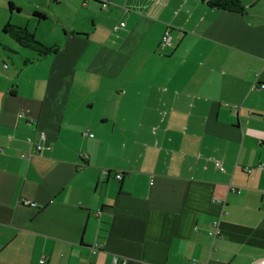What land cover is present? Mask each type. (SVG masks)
Wrapping results in <instances>:
<instances>
[{
    "label": "crops",
    "instance_id": "1",
    "mask_svg": "<svg viewBox=\"0 0 264 264\" xmlns=\"http://www.w3.org/2000/svg\"><path fill=\"white\" fill-rule=\"evenodd\" d=\"M20 1L0 0V264H264V0ZM53 1L79 20L24 64L4 28L53 45Z\"/></svg>",
    "mask_w": 264,
    "mask_h": 264
},
{
    "label": "trees",
    "instance_id": "2",
    "mask_svg": "<svg viewBox=\"0 0 264 264\" xmlns=\"http://www.w3.org/2000/svg\"><path fill=\"white\" fill-rule=\"evenodd\" d=\"M208 4L214 8L233 12L244 13L245 11V6L241 0H210L208 1ZM10 8L13 10L17 7L13 2H10ZM31 13L36 18H38V16H43V18L45 17L44 14L38 11H32ZM4 32L10 35L21 46L36 53L34 58L25 59L23 62L24 64H32L34 61H38L41 58L56 54L60 48V45L58 44L49 45L42 41L37 33L30 29L27 25H15L9 22L5 26ZM8 50L14 52L12 49Z\"/></svg>",
    "mask_w": 264,
    "mask_h": 264
},
{
    "label": "rangeland",
    "instance_id": "3",
    "mask_svg": "<svg viewBox=\"0 0 264 264\" xmlns=\"http://www.w3.org/2000/svg\"><path fill=\"white\" fill-rule=\"evenodd\" d=\"M13 0H6V6L7 8L9 9L10 12H12L11 8H10V2H12ZM42 1H45L47 3H50L51 0H42ZM21 5L24 6V9H27L25 11H28V8L31 6V4H29V0H21ZM43 2V3H45ZM65 3V2H64ZM64 3H60V4H56V2L53 1L52 5H54V9L52 8H46L44 7L43 4H41V8L42 9H47V12L51 14L50 18L48 20H46L45 22L41 23L40 25L43 27V28H47L48 27V30H52V40H54L52 42V44L57 41V39H62L65 37V29L63 28V25L65 24L66 25V28L68 29H71L72 26L79 20L78 19V13L76 14L72 8H67L66 5ZM32 7V6H31ZM76 9H77V12L80 13V8L78 6H75ZM14 11V9H13ZM16 11V10H15ZM100 14H103L104 12H99ZM60 14L61 15V21H59L57 15ZM81 16V14H80ZM30 19H34L35 22L37 21L33 15H30ZM114 18V17H112ZM109 21V20H108ZM114 21V20H113ZM58 27L56 30L58 31L59 34L55 33L54 32V29ZM50 31H48V34H50ZM37 35L41 38L43 36L42 32L41 31H38ZM51 35V34H50ZM10 36V35H8ZM11 37V36H10ZM51 45V44H50ZM0 49L3 50V52H5V63H6V67L7 65H11L12 63V57L10 56H14L12 55V52H9L8 49H12V48H3L0 46ZM13 50V49H12ZM34 52V51H33ZM17 59H19V56H16ZM89 89V88H88ZM96 96V93H92L90 94V96L86 95L87 98H94Z\"/></svg>",
    "mask_w": 264,
    "mask_h": 264
},
{
    "label": "built area",
    "instance_id": "4",
    "mask_svg": "<svg viewBox=\"0 0 264 264\" xmlns=\"http://www.w3.org/2000/svg\"><path fill=\"white\" fill-rule=\"evenodd\" d=\"M111 2H112V0H103L102 1V8L103 9H107ZM121 26H125V22H122ZM170 39H171L170 32L167 31L165 33V35L163 36V42L168 43V42H170ZM260 88L264 89V85H261ZM217 164L219 165L220 163L217 162ZM117 177L118 178H122L123 176H122V174H117ZM32 205H34V204H32ZM219 233H220L219 230H216L215 232H212V234H219ZM114 261H115L116 264H127V259H125V258H123L121 256H118V255H116L114 257Z\"/></svg>",
    "mask_w": 264,
    "mask_h": 264
}]
</instances>
